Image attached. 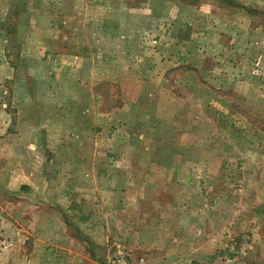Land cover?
Instances as JSON below:
<instances>
[{"label":"rangeland","instance_id":"374dc122","mask_svg":"<svg viewBox=\"0 0 264 264\" xmlns=\"http://www.w3.org/2000/svg\"><path fill=\"white\" fill-rule=\"evenodd\" d=\"M166 1L169 4L164 7L162 27L154 29L155 26L146 25L140 32L136 31L141 40V54L147 52L146 58L152 59L154 53L161 50L163 60L160 62L166 68L158 85L161 90L145 91L140 86L145 79L141 71L136 68L134 72L125 70L122 73V42L119 39L125 36L122 24L129 8L143 5L147 9L153 4L162 6ZM192 1L198 3L200 0H0V116L8 111L12 118H20L10 123L7 119L0 129L12 133L51 130L60 135L56 140L46 138V142L48 146L57 145L59 149L67 150L61 149L59 155H49V159L37 151L32 157L36 169L30 173H34L36 181L42 182L49 175L68 177L70 171L60 172L55 168L50 171L49 168L46 172L42 165L46 159L49 166L57 162L68 163L69 160L79 163L78 156L72 155L74 150L81 149L84 160L88 161L90 148L98 146V161L104 162L102 168H106V163L117 161L120 151L134 152V159L145 164L154 162L156 149L170 151L172 141L184 148L193 143L197 156L195 163L203 160L208 164V169L198 171L200 167L196 166L194 170L196 196H204L195 199L196 206H207L209 216L205 219L199 216V226L195 225L192 231L189 229L188 235L178 234L179 250L166 253L164 260L173 259L171 264H258V260L251 258V252L258 253L260 258L264 252L259 243H254L251 230L255 224L263 222L261 226H264V216L260 214L264 212V187L252 186L247 175L257 178L258 171L251 166L264 162L261 148L264 138L251 129L247 116H252V109L246 98L257 99L264 92L262 65L255 68L253 65V74L246 80V88L239 92L230 89L229 82L235 86V80L233 77L229 79L228 74L222 75L219 61H212L214 67L208 73L210 63L203 59L206 52L203 44L195 45L199 49L193 54L188 50V44L175 42L171 35L174 33L172 25L178 28L190 13L180 10L176 19L171 16L170 5L183 7ZM227 1L241 4L245 14L255 15L261 22L264 20V11L259 9L257 0ZM146 9L144 12L147 13ZM107 20L111 21L110 25H116L117 21L121 25L110 28ZM160 31L164 32L162 40L158 35ZM192 31L195 30L191 28L189 33ZM186 36L185 31L177 34L180 39ZM147 59L142 64L158 65L153 61L148 63ZM131 61L138 63L136 58ZM108 68L114 69L115 73ZM82 81L97 83L95 107L91 106L94 102H91L90 91L75 89L76 83ZM61 82L66 86L57 94ZM18 86L23 87L25 95L18 91ZM16 90L23 99L18 103L24 106L15 104ZM155 97L157 105L147 111L137 106L124 109L128 103L154 100ZM242 97L245 98L243 101ZM241 113L246 117L241 118ZM142 115L145 123L139 119ZM85 118L87 123H84ZM23 120H29V123ZM260 126L264 131V120ZM18 141L8 139L5 142ZM34 141L40 147L41 135ZM11 157L5 159L0 155V162L7 165ZM24 158L22 156L23 165ZM3 173L5 171H0V175ZM94 173L99 178L104 174L103 169ZM89 177L90 172H87L82 179ZM252 190H257V194ZM249 205H253L251 211H247ZM257 206L259 211H255ZM224 207L226 216H223ZM74 223H71L72 231L76 229ZM258 231L261 234L262 231ZM175 238L174 233L166 239L164 236L158 238V250L162 252L170 242L168 240L174 244ZM115 243L98 247L92 241V244L84 245L87 249L81 250L79 258L85 264H107L120 246ZM127 250L134 256L132 250ZM25 251V248L12 249V259L20 260L19 264H63L61 260L76 256L65 255L63 250L52 253L50 258L39 250Z\"/></svg>","mask_w":264,"mask_h":264},{"label":"crops","instance_id":"0c3cea01","mask_svg":"<svg viewBox=\"0 0 264 264\" xmlns=\"http://www.w3.org/2000/svg\"><path fill=\"white\" fill-rule=\"evenodd\" d=\"M257 2L260 7L258 8L264 11V0H257ZM165 3L162 6L153 4L147 9L145 6L143 8V5L131 7L122 24L125 30L123 32L125 36L119 38L122 42L120 58L123 61L121 66H124L122 73L124 74L125 70L134 72L136 68L139 72L141 71L145 79L140 86L145 91L161 90L162 87L158 85L166 68L160 62L163 60L161 50L155 52L152 59L146 58L147 52L141 54V48L139 51L141 40L138 34L136 35V31L140 32L146 25L155 26L154 29L162 27L164 11H166L164 7L169 4L167 1ZM170 7L172 8L171 16L176 19H178L180 10L190 13L186 22H181L178 28L172 25L174 33L171 35L175 38L173 40L188 44V50L193 54L196 49H199L195 45L202 43L203 50L206 51L203 59L210 63L208 73L212 72L214 67L211 66L212 61H219L220 71L224 73L222 75L228 74L229 79L233 77L232 79L235 80V86L229 82L230 89L239 92L246 88V80L253 74L251 71L253 65L255 68L256 65L261 64L260 71L264 73V20L261 22L255 18V15L245 14L241 4L227 0H200L198 3L192 1L184 4L183 7L179 5H174V7L170 5ZM145 9L147 13L144 12ZM174 13L175 16H173ZM110 23L111 21L107 22L110 28L121 25L119 21L116 25H110ZM191 28L195 31L189 33ZM184 31L187 32L185 39L177 37V34ZM163 34L164 32H159L160 40ZM132 52H135L134 57L131 56ZM173 52L172 50L171 53ZM254 54H258V57L253 58ZM135 58L138 63L131 61ZM146 59L148 63L153 61L158 65L142 64ZM132 66L133 70H130ZM174 66H179V63H174ZM108 69L115 73L114 69ZM96 74L98 76V71ZM63 82L66 84V81ZM63 82H61L62 86L57 89V94L60 93L61 88L66 86ZM86 84L88 83L85 81L76 83L75 89L90 91L91 102H94L91 106L95 107L98 100L97 83ZM18 89L24 94L22 86H18ZM18 91L16 90L17 96L14 97L16 105H20L18 102L23 100L18 96ZM254 98H246L252 109V116H247V118L252 124V131H257L264 138V131L260 126L264 120V92L260 98ZM244 99L242 97V101ZM156 100V97L149 101L137 100L128 103L124 109L141 107L142 111H147L148 108L157 105ZM58 106L60 107V103ZM65 111L69 112V110ZM6 112L0 116V125L2 122L6 123L7 119L9 123L11 120L20 119L16 116L12 118L8 115L9 112ZM244 115L241 113V118L246 117ZM139 119L145 123L143 115ZM23 121L26 124L29 123V120ZM86 121L87 118L84 119V123ZM91 121L94 123L93 119ZM31 127L35 128L34 125ZM39 135L42 140L40 147L34 144V140ZM59 136L57 132L51 130H45L43 133L36 130L12 133L7 129L4 131L0 129V155L5 159L12 156L11 162L7 165L0 162V171H5L0 175V264H19L20 260L12 259V249L22 248L26 249L25 253L31 249L39 250L41 254L49 258L52 253L57 254L63 250L62 253L65 255H76L61 260L63 264H85L79 256H81L82 249L83 251L87 249L84 245L92 244V241H95L98 247L116 242L115 244L120 245L119 247L125 252L129 253L127 249L132 250L134 256L129 253L130 258L134 257L132 260L136 264H171L173 259L166 262L164 258L166 253L179 250L178 234L186 235L187 233L188 235L189 229L192 231L195 225H198L199 216L201 219L209 216L207 206L206 208L196 206L195 199L199 200L204 196H196L194 170L196 166L200 167L198 171L208 169V164L203 160L202 163H195L197 156L193 143L184 148L178 142L172 141L170 151L166 148L156 149L154 162L145 164L136 161L133 157L134 152L127 149V151L118 152L116 162L106 163V168H102L104 162L98 161V146H94L89 150L88 161L84 160L80 149L79 151L74 150L72 154L78 156L79 163L69 160L68 163L57 162L49 166L47 163L49 155L55 157V154H60L61 149L67 150L66 148L59 149L57 145L48 146L46 138L51 141ZM8 139L19 141L10 144L5 142ZM20 139H26V141H20ZM27 140H31L33 144ZM261 148L264 152L263 145ZM36 151L42 156L44 154L47 156L42 165L46 172L49 168L50 171L55 168L60 172L70 171L69 176L58 174L50 177L49 175V178H43V182L36 181L34 173H30L36 169L32 163V157L37 154ZM108 151L115 152L116 150L108 149ZM22 156H25L24 165L26 166L21 162ZM29 157H31L30 160ZM55 160L58 161L54 158ZM256 163L251 168L258 171L257 178L254 179L250 175H247V178L252 180V186L264 187V162ZM42 168L39 170L42 171ZM102 169L104 174L102 178H99L94 172ZM10 172L13 173L10 175ZM87 172H90V177L82 179ZM261 172L263 173L259 174ZM258 179L261 180L258 182ZM253 192L257 194V190ZM203 203L204 201L202 205ZM248 207L250 208L246 209L247 211L253 209V205ZM223 211L225 212L223 216H226L225 207ZM255 211H259L258 206ZM260 214L264 216L263 211ZM71 219H74L75 223ZM71 223L76 225L75 231L71 230ZM262 224L263 222L255 224L251 234L254 236V243H259L261 251L264 252V226H261ZM258 230L262 231L261 234ZM172 233L176 236L174 244L168 240L170 242L164 246L163 251L158 250V238L164 236L166 239ZM25 244L27 246H24ZM263 256L260 258L258 253L251 252V258L258 260V264H264ZM29 263L34 264V262Z\"/></svg>","mask_w":264,"mask_h":264},{"label":"built area","instance_id":"2783aa9c","mask_svg":"<svg viewBox=\"0 0 264 264\" xmlns=\"http://www.w3.org/2000/svg\"><path fill=\"white\" fill-rule=\"evenodd\" d=\"M129 254L122 248L117 247L115 253L109 258L107 264H134L129 259Z\"/></svg>","mask_w":264,"mask_h":264}]
</instances>
